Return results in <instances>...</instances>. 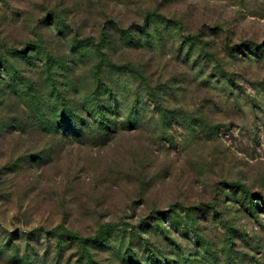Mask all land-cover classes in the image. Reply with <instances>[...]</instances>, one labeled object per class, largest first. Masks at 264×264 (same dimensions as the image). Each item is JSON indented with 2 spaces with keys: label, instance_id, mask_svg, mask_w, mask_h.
Segmentation results:
<instances>
[{
  "label": "rangeland",
  "instance_id": "1",
  "mask_svg": "<svg viewBox=\"0 0 264 264\" xmlns=\"http://www.w3.org/2000/svg\"><path fill=\"white\" fill-rule=\"evenodd\" d=\"M146 9L178 20L184 35L202 31L211 60L195 65L204 52L188 54V43L181 52L176 43L163 53L122 47L109 23L129 27ZM101 32L114 39L102 52L136 61L143 73L111 76L120 119L135 113L134 128L127 123L101 144L29 125L19 84L46 70L68 76L71 59L83 78ZM35 40L37 49L12 61L11 76L0 74V264H147L138 243L148 239L155 255L174 250L164 235L189 261L198 251L195 264H264V204L254 199L264 202V0H0L1 48ZM53 74L58 90L69 86ZM72 85V103L91 89L86 79ZM198 206L190 220L186 208ZM105 224L139 235L127 247L117 232L113 245ZM67 233L98 241L81 245Z\"/></svg>",
  "mask_w": 264,
  "mask_h": 264
},
{
  "label": "trees",
  "instance_id": "2",
  "mask_svg": "<svg viewBox=\"0 0 264 264\" xmlns=\"http://www.w3.org/2000/svg\"><path fill=\"white\" fill-rule=\"evenodd\" d=\"M109 25H111L110 27H113L116 33V41H118L122 47H132L135 49L146 48L153 52L159 51L163 53L164 50L167 49H170V51L174 50V44L176 43V47L178 49L180 48L179 51L181 52V49L185 47L186 43H188L190 45V48L187 49L188 54H191L190 50H194L195 48L204 52L203 57L198 56V53L195 55L198 57L197 59L194 58V61L197 63L195 65L199 64L201 68V61L211 60L210 52L205 50L207 43L201 42L199 39L200 36L204 35L202 31L195 32V34L184 35L178 20L173 17H167L156 9L144 10L139 20L136 23L131 24L129 27H114L115 25H113L112 22H110ZM113 41L114 39H112V36L108 32H101L99 43L93 44V46L91 45V63L89 64V68L84 72L83 78L79 73L74 76L78 61L76 59H71V67L66 68L68 76L66 73L58 74L56 71L53 72L52 70H46L45 72L40 71L39 74L35 72V76L29 77L26 81L21 82L19 87L23 85L25 91L21 96L29 98L30 101V105L27 107L29 113L32 115L29 125H33L34 128L39 127L40 129L47 131L49 134H58L64 138H68L70 134H75L79 137L91 134L92 138H95L96 140L100 139L99 142L101 144L110 139L114 133L125 126V124L127 125V123H129L128 125L130 126L132 125L131 128L133 129L135 125L134 122L137 121V116L130 110H124L125 117L124 119H120L121 104L118 101V95L115 91L116 89L114 88V82L111 76L115 74L126 77L131 74V77H137L138 75V77L143 80L144 76L143 73H141L142 71L139 70L136 61L124 60L125 62H119L112 57L110 58L106 52H102V47L106 45L105 47L108 49L112 44L114 45ZM37 42V40L25 42L23 47L19 49L12 46H3L2 48L0 46V74L2 71V73L5 74V77L11 76V72L14 71V69H12V61L15 59L17 60L22 56L27 57L25 54L28 51L37 49ZM71 52L72 54L74 53L72 49ZM57 69L59 71L64 68H61V64H59V66L56 67V70ZM53 73H56L59 78L68 79L70 82L69 86L67 87V84H63L65 88H60V90H58V81L54 79ZM76 78L89 81L91 89L84 98L81 95L78 100L72 103L66 100V96H68L70 92L69 89H73L74 93H76L74 90L75 87L72 85V82L76 81ZM139 85L134 88L135 101L138 99ZM148 90L150 97H147L153 103L157 104L159 102L157 92L152 89ZM85 98H87L86 100H89L88 103L85 101ZM46 100L49 103L52 101L50 106H47V104L44 103ZM49 110L52 113H56L57 116L53 118L49 116L48 118L46 114ZM199 124L200 122H197L196 124L191 123L190 125L193 126ZM202 125L203 124H200L199 126L202 127ZM226 185L229 188L245 194L247 198L248 196L251 197L253 195V193H250L244 185L239 182H228ZM254 195H256L254 199H259L261 203L264 204L257 194ZM194 211L201 212V208H199V206L196 208H186V213L189 215L190 220L192 219L191 214H194ZM154 212L160 216L163 214L159 210ZM100 229L102 233L109 230V236L105 238L108 242L113 241L115 233H120L122 241H124L126 237L127 247H130L129 245L134 236L139 235L137 232L133 231V228L129 232L125 231L126 227H122L121 230H116V226L112 224H105ZM66 235L69 239L81 245H91L98 241V235L87 238L70 233H67ZM164 239L170 241V244H173L174 250H169L168 247H162V251H159L158 248H155L157 249V254L155 255L153 250L147 248L148 239L141 238V241L138 244L139 247L146 249L148 252L147 264H195L198 260V258H196L198 251H195L193 258H191L192 261H189L190 259L187 260L185 258L184 251H180L181 247H179L176 242L171 241L170 238L165 235ZM228 242L230 243V241ZM115 244L114 240L113 245ZM193 244L194 246H197L196 250H198L200 245H202V242L200 243L195 239ZM125 250L128 251V248H125ZM228 252L229 248H226L224 251L225 258L229 257ZM164 254L169 255V257H164ZM136 264H139V262L136 261ZM225 264H227L226 261Z\"/></svg>",
  "mask_w": 264,
  "mask_h": 264
}]
</instances>
